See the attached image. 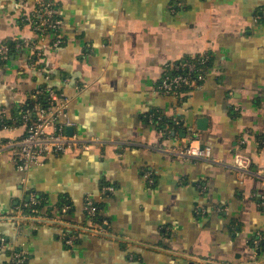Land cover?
Instances as JSON below:
<instances>
[{"label": "crops", "instance_id": "0c3cea01", "mask_svg": "<svg viewBox=\"0 0 264 264\" xmlns=\"http://www.w3.org/2000/svg\"><path fill=\"white\" fill-rule=\"evenodd\" d=\"M54 1L64 25L35 72L12 48L39 42L23 23L34 6L0 0V47L12 48L0 60V142L24 137V107L52 89L69 100V134L104 145L25 173L13 148L0 154V264L20 249L26 264H264V0ZM198 55L211 59L200 89L182 101L157 91L167 65ZM193 136L214 161L170 153ZM237 153L252 161L244 176ZM33 195L42 214L77 227L93 198L104 235L67 247L65 225L24 217Z\"/></svg>", "mask_w": 264, "mask_h": 264}, {"label": "built area", "instance_id": "2783aa9c", "mask_svg": "<svg viewBox=\"0 0 264 264\" xmlns=\"http://www.w3.org/2000/svg\"><path fill=\"white\" fill-rule=\"evenodd\" d=\"M27 10L32 4L33 11L28 18L23 19L32 32L38 37V43L29 39H18L15 43V51L24 50L30 56V69L35 72L41 71L40 60L45 50V40L50 36H56L63 28L64 22L60 17L59 7L54 0H16ZM62 40H54V46L58 47ZM11 57V49L7 45L0 47V60L7 62ZM206 56H191L190 59H181L167 65L165 72L160 80L157 91L163 95L171 96L182 101L192 92L200 89L206 81V73L203 72V65L206 63ZM173 72V73H172ZM42 93L47 98L44 105L38 103L29 113L31 119L26 118L29 123L27 132L20 141L15 143H1L0 154H3L8 148L14 149V160L18 171L28 172L34 167L41 166L43 159L49 156H59L68 153L80 154L91 150L95 144L104 145L98 139L82 141L76 135H70L68 129L73 126L69 119L67 108L69 100L61 95H57L54 90L47 89ZM170 153L183 160L194 161H212V150L199 143V140L193 136L183 147L175 148ZM214 161V160H213ZM252 166L251 159L243 153H237L234 159V169L240 176L250 172ZM113 187H104L103 194L114 193ZM31 204L38 203L35 195L30 198ZM25 204L23 207H27ZM22 207V208H23ZM66 209L63 208V212ZM34 214L26 215L31 222H38L45 226L65 225L63 240L67 247L74 248L83 234L91 236H103L104 230L101 225L94 220L99 213V206L93 198H87L85 201V212L89 217L88 225L72 226L66 225L62 219H54L42 214L40 211H33ZM255 254L261 244V239L254 241ZM5 247L4 240L1 241L0 249ZM13 264H26L28 253L24 249L15 250L12 253ZM249 264H260L257 259H253Z\"/></svg>", "mask_w": 264, "mask_h": 264}, {"label": "trees", "instance_id": "16d2710c", "mask_svg": "<svg viewBox=\"0 0 264 264\" xmlns=\"http://www.w3.org/2000/svg\"><path fill=\"white\" fill-rule=\"evenodd\" d=\"M12 48H15V47H12ZM12 48H11V50H12ZM14 51H15V49H14ZM199 56V55H198ZM198 56H196V57H198ZM184 60H186V59H190V57H185V58H183ZM210 65H211V59H210V57H208L207 56V58H206V63H205V65H203V72H205V73H207V71H208V69H209V67H210ZM173 73V72H172ZM46 90L44 89V90H42V91H39V92H45ZM38 103H42V104H46L47 103V98H46V96L45 95H43L42 93H40V94H35L34 96H33V99H32V101L31 102H29L28 103V105H26L25 107H24V109H25V111H24V113H25V116L26 117H28V119H31L32 117L29 115V113L34 109V106L36 105V104H38ZM27 112H29V113H27ZM35 198H36V200H37V202L38 203H36V204H28L27 205V207H23L22 209L24 210V213H27V214H34V212L33 211H42V209L44 208V206H45V204H46V201H45V199L43 198V197H41V196H36L35 195ZM61 207L63 206L64 207V202H62L61 203V205H60ZM95 221H96V223H98L99 225H100V223H99V218H98V215L95 217V219H94Z\"/></svg>", "mask_w": 264, "mask_h": 264}, {"label": "water", "instance_id": "95a60500", "mask_svg": "<svg viewBox=\"0 0 264 264\" xmlns=\"http://www.w3.org/2000/svg\"><path fill=\"white\" fill-rule=\"evenodd\" d=\"M206 125H207V120L206 119H201L200 121H199V123H198V128L200 129V130H204L205 129V127H206ZM71 131V129H68V133Z\"/></svg>", "mask_w": 264, "mask_h": 264}, {"label": "rangeland", "instance_id": "374dc122", "mask_svg": "<svg viewBox=\"0 0 264 264\" xmlns=\"http://www.w3.org/2000/svg\"><path fill=\"white\" fill-rule=\"evenodd\" d=\"M53 227H54V226H53ZM84 235H89V234H86V233H85Z\"/></svg>", "mask_w": 264, "mask_h": 264}]
</instances>
